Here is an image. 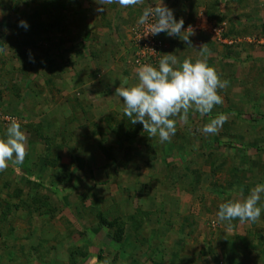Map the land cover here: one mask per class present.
I'll return each instance as SVG.
<instances>
[{
  "label": "rangeland",
  "instance_id": "obj_1",
  "mask_svg": "<svg viewBox=\"0 0 264 264\" xmlns=\"http://www.w3.org/2000/svg\"><path fill=\"white\" fill-rule=\"evenodd\" d=\"M16 1L18 12L0 4V108L13 102L6 117L33 128H21L27 136L24 162L8 161L7 169L0 172V264H96L105 259L110 264H225L222 249L234 246L231 241L236 244L234 263L264 264V198L258 203L261 216L254 223L237 219L229 227L216 215L219 204L235 198L241 188L247 195L257 184H264L260 127L264 122V0H163L194 34L189 37L193 47L182 41L187 32L168 36L162 55L173 53L179 62L186 58L194 62L200 58L199 47L206 44L209 66L228 81L218 93L223 103L203 116L193 107L187 125L173 118L177 130L171 141L150 137L149 148L138 142L146 133L143 126L134 131L137 139L124 142L100 122L98 130H103L121 159L116 169L106 164L97 146L100 137L92 135L89 121L106 115L125 117L115 89L125 77L129 83L136 82L134 67L125 60L141 27L139 15L160 0H144L128 8L113 3L104 5L100 13L97 0H70L71 4L47 0L48 9L58 3L50 13L43 0H9V5ZM83 9L87 10L76 13ZM21 20L27 29L19 25ZM85 24L92 25L91 33L69 32L70 25L80 33ZM97 51L98 61L105 55L111 60L109 65L97 63L103 67L91 71ZM114 75H118L115 81ZM220 113L228 119L218 134H203V125ZM9 123L0 120V138ZM49 147L57 153L50 159L57 155L60 164H69L75 156L84 160L83 169L71 168L84 178L62 186L43 174L42 186L36 190L42 179L30 171L39 151ZM98 156L100 162H94L92 157ZM51 169L44 171L59 180L63 171L59 166ZM90 169L94 179L88 177ZM194 173L206 184L198 189L199 200L184 184ZM29 191L48 197L50 206L37 204L29 211L22 198ZM6 201L13 206L5 209ZM98 211L106 212L107 221L118 217L126 222L121 240L106 237L108 227ZM134 214L141 225L136 230L127 221ZM242 239L257 247L242 251ZM208 245L213 257L201 252Z\"/></svg>",
  "mask_w": 264,
  "mask_h": 264
},
{
  "label": "clouds",
  "instance_id": "obj_2",
  "mask_svg": "<svg viewBox=\"0 0 264 264\" xmlns=\"http://www.w3.org/2000/svg\"><path fill=\"white\" fill-rule=\"evenodd\" d=\"M102 7L98 12L105 11L104 5L119 4L122 8L141 5L144 0H97ZM150 18L153 20L149 24ZM138 25L148 24V33L158 35L161 32L170 37H179L182 32H187L183 40L186 45L193 47L189 39L193 35L191 27L185 29L183 19L177 20L173 10L168 8L163 0L154 6L143 9L139 16ZM19 25L27 29L26 21H19ZM161 57L159 61L148 62L137 66L133 62L132 48L129 54L128 64L136 68V82L129 83L125 77L119 87L115 89V95L122 98L123 112L132 124L140 123L148 137H158L160 142H170L176 133V119L188 124V113L193 107L202 116L211 113L216 105L223 103L219 91L227 88L228 81L222 80L213 66H209L204 53H209L206 44L199 47L200 58L193 62L186 58L182 62L173 53L162 52L167 48L166 41L161 40ZM210 54V53H209ZM154 65V66H153ZM133 70V69H132ZM7 118V117H6ZM4 120H7V119ZM10 123L6 128L3 138H0V172L8 167V161L14 164H22L27 155V136L21 130V124L14 117L8 118ZM228 117L223 113L212 118L203 125L201 131L205 135L218 134ZM8 121V120H7ZM264 194V184H257L245 195L241 188L235 198L228 199L219 204L216 213L221 222L239 220L244 222H256L262 208L258 206ZM96 264H110L108 259Z\"/></svg>",
  "mask_w": 264,
  "mask_h": 264
},
{
  "label": "trees",
  "instance_id": "obj_3",
  "mask_svg": "<svg viewBox=\"0 0 264 264\" xmlns=\"http://www.w3.org/2000/svg\"><path fill=\"white\" fill-rule=\"evenodd\" d=\"M63 1L71 4L70 0H63ZM17 2H19V1H16V3H14L13 5H9V0L8 1L7 0H1L0 4L3 6L4 9H9V10L13 9L16 12H18L17 11V7H16V5H18ZM64 2H63V5L65 6L66 4ZM43 6H44V8H46L45 9L46 13H50L49 9L56 8V6H58V3L56 2V3L52 4L51 7L48 9L47 8V0H43ZM36 10L39 11V12H42V8H40L38 6L36 7ZM218 14L219 13H217V15ZM54 25H56L55 22L49 27V29L53 28ZM158 39L164 40L166 42L168 40L170 41V39H168L167 34L164 33V32L158 37ZM98 59H97V62H100V61H98ZM101 61H103L102 65L108 62V61L106 62V58H104ZM93 75L95 76V74H93ZM20 99H22V98H20ZM20 99H18V100H20ZM9 103L12 104L13 102L9 101ZM9 103H8L6 109L0 108V120H2V122H8L7 120H4V119L6 118L7 114H9V109H8ZM4 104H6V103H4ZM12 108H13V110H14V108L16 109V107H14V106H12ZM13 110H11V112H13ZM26 110L27 109L24 108V111H26ZM122 116H124V113L122 114ZM29 118H27V119H29ZM120 118H122V117H120ZM120 118L116 117L115 115L113 117L109 116V115H106L102 119H99V121H94V120L89 121L90 125L92 126V130H91L92 135L100 137V140L97 142V146H98V149L100 150V153L105 158L106 164H111L110 166L115 168V169L117 167L116 166L117 164L120 165L121 159H118V157L116 155L117 153L115 151H112V147H110L112 145L109 144L108 137L106 136V134L104 132H101L103 130L102 129L98 130V127L102 126L100 124V122L105 124L104 126H106V128H108L109 131H112V132L116 133L119 136L117 138L121 139L124 142H125V140H127V142H130L131 140L137 139L139 136L137 137L136 132H134V131H137L139 129L138 126L139 127L142 126L140 123H136L135 126H134V124H132L129 121L128 117H126V116L123 119H120ZM19 123L21 124V128L22 127H27V128H31V129L33 128V125H31V124H27V123L25 124V122L24 123L19 122ZM34 126H36V125H34ZM141 136H142L141 139H140L141 142H140V140H138L139 144L141 143L143 146L149 148V146H150V137H148L146 135V133L142 134ZM177 139H179L178 136H177ZM50 140L52 141V143H55V139H50ZM54 147L56 149H60V145L55 144ZM39 152H40V154L38 156H36V160H35V162L33 164L35 166L34 171H33V168H31V171H30V173L33 172L36 175L37 178L41 177V179H42L36 185V190L39 187L42 186L44 175L45 176L47 175L49 177L51 175L50 182L52 184H57L58 182H60V184L62 186H64V185L73 186L74 185L73 181L76 180V178H77V180H79V179L81 180V179L84 178V176L82 178L80 176L78 177V174H74L71 171V168H73V166H76L77 168L83 169L84 160H82L79 156L72 157L73 160L71 162H69V164H62V163L60 164V159H59L60 157L59 156L55 155V159H50V156L52 157L53 154H57V153L51 152L50 151V147L47 148V149H44V150L42 149V151H39ZM120 157L121 158H126V157H129V155H125V157H122L121 155H119V158ZM92 158H94V162H95V160L100 162V159H101V158H99V156L97 158H95V157H92ZM122 165H126V163H123ZM58 166L63 171L60 174V176H59V180L57 179V177L54 176V174L52 175V174L46 172V170L44 171L45 168H49L50 167V168H52L51 169V172H52L55 169V167H58ZM88 173H89L88 177L90 179H94V174H93L91 169L88 171ZM106 173H107V171H106ZM182 176L185 177L186 175L184 174ZM187 178H189L190 181L185 182L184 184H186L189 187L188 192L190 194H193V196H194V198L196 200L201 199V197H199L197 194H198L199 191H201V190H198L199 187L200 188L201 187L204 188L206 186V184L203 185V182H202L203 178L201 179V176H197V173L196 174L194 173L192 176L190 175ZM55 180L57 181V183H55L56 182ZM17 192H23V190L22 191L18 190ZM17 192L14 194L15 196H16V194L19 195V196L22 195V193H17ZM247 194H248V192H247ZM88 197L89 196H86L85 198H88ZM22 198H23L24 202H26V206H24V207H28L29 211L32 210L29 207H33V206H35L37 204H42L43 206H47V207L50 206V202L47 201L48 197L43 196V195H37L36 193L32 194L30 191H29V194H26V196L22 197ZM263 198H264V195L261 194V199H263ZM5 203H6L5 204V206H6L5 209L13 206V204L10 203L9 201H6ZM1 206H3V205H0V207ZM163 207H164V204H163ZM42 213L45 214L44 212H42ZM97 214L100 217V219H102L104 221V225L103 226L108 227V230H107L108 232L106 233V237L112 242L113 241L118 242L119 240H121L122 239L121 232L124 229L123 226L125 225L126 222L123 219L121 220L118 217H115L113 219H109V221H107V220H105V219H107L106 212L103 213V211H98ZM42 216L45 217L44 215H42ZM137 219L138 218H137L136 214L129 215V217H127V221L130 222L131 228L134 229V230H136V228L141 226V225L138 226ZM225 222H226V224L229 223L227 221H225ZM240 242L244 243V244H242V251H244V252H247L248 250H251V249H254V248L257 247L256 245H253L251 243V240L242 239V241H240ZM231 243L234 246H236V244H234L235 242L231 241ZM258 244H261L260 240H258ZM234 246L230 247L229 250H227V251L222 249V251H223L222 252L223 253L222 257H224V258L221 260V262L224 261L225 264H228V263L230 264V261H231L232 264H236V262L234 263L233 258H231V256H233L232 252H233ZM206 250H210V253H208ZM212 251H213V248L210 245L204 246V248L201 250L203 255H205V256L206 255H210L211 257H213V255H215V254Z\"/></svg>",
  "mask_w": 264,
  "mask_h": 264
},
{
  "label": "built area",
  "instance_id": "obj_4",
  "mask_svg": "<svg viewBox=\"0 0 264 264\" xmlns=\"http://www.w3.org/2000/svg\"><path fill=\"white\" fill-rule=\"evenodd\" d=\"M153 20L150 18L149 24ZM148 24L141 25L134 33V37L131 40L132 48V58L133 62L137 66H142L148 62L159 61L161 57V45L162 42L158 37L163 33L158 35L147 34L148 33ZM8 120V118H6Z\"/></svg>",
  "mask_w": 264,
  "mask_h": 264
},
{
  "label": "crops",
  "instance_id": "obj_5",
  "mask_svg": "<svg viewBox=\"0 0 264 264\" xmlns=\"http://www.w3.org/2000/svg\"><path fill=\"white\" fill-rule=\"evenodd\" d=\"M86 10H87V9H83V10H81V12H76V13H84V11H86ZM99 13H100V12H99ZM140 15H141V14H140ZM140 15H139V16H140ZM102 18H103V17H102ZM111 18H112V17H111ZM104 19H106V18L104 17ZM113 19H115V18L113 17L112 20H113ZM102 20H103V19H102ZM102 20L100 21V23L98 24V26H102V25H101ZM104 21H105V25H107V20H104ZM104 21H103V23H104ZM95 23H96V22H95ZM103 23H102V24H103ZM109 23H111V22H109ZM114 23H115V21H113V23H112V26H113V27L115 26ZM88 24H89V23H88ZM91 27H92V25H87V24H85V26H83V30H84V31H82V32H80V33H77V31H75V27L70 25V26H69V32L72 33V34H77V35H80V34H83V33H87V32H90V33H91ZM103 28H108V26H105V27H103ZM103 28H102V29H103ZM167 36H168V35H167ZM100 37H101V36H100ZM165 43H167V42H165ZM98 50H99V49H98ZM99 53H100V51H97V52H96V56L93 55V58H94V59H93L92 61H93L94 64H92V65H93V68L90 69L91 71H93V69H94V70L96 69L97 71H99L98 68L103 67V66H101V65L99 66V65L97 64V63H99V64L103 63V61L97 62V60H96V59H97V54H99ZM105 53H106V52H105ZM107 53H108V52H107ZM105 58H106V61L108 60V62L105 63L104 65H109V60H111V59H110L109 57L107 58L106 55H105ZM127 60H129V56H128L127 59L125 60V63H127ZM114 62H115V61H114ZM98 66H99V67H98ZM96 67H98V68H96ZM123 71H124V70H123ZM133 71H136V68H135V67L133 68ZM109 74H110V73H109ZM114 76H115V78H114V81H115V80L117 79V76H118V75H114ZM111 78H113V77H111ZM114 81H113V82H114ZM261 115H262V117H264V113H262ZM260 127H261V128L263 127L262 129L264 130V122L262 123V125H260ZM258 129H260V128H258ZM259 131H260V130H259ZM262 136H264V134H262Z\"/></svg>",
  "mask_w": 264,
  "mask_h": 264
}]
</instances>
